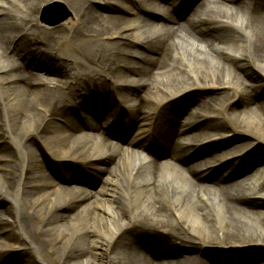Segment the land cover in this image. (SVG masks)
Segmentation results:
<instances>
[{"label": "bare ground", "instance_id": "obj_1", "mask_svg": "<svg viewBox=\"0 0 264 264\" xmlns=\"http://www.w3.org/2000/svg\"><path fill=\"white\" fill-rule=\"evenodd\" d=\"M43 1L0 0V7L8 6L25 19L19 25V18L6 17L0 8L1 264H252L260 258L264 177L248 173L237 180L235 168L239 161L240 170L248 169L264 151L255 154L250 148L246 155L228 158L239 144L215 154L210 159L219 163L216 173L223 177L214 181L197 171L203 159L185 167L184 153H211L200 143L226 133L236 134L238 143L247 139L248 146L264 143V78L255 74H264V0L246 7L245 0H201L187 18L171 24L165 21L166 10L146 19L148 23H137L96 9L102 3L105 9L133 13L124 0H113L114 6L112 0H58L72 12L64 22L77 28L72 36L95 39L70 54L58 51L60 37L39 29L33 18ZM143 8L154 11L156 0H143ZM119 36L127 42L108 40ZM22 41L40 43L45 53L40 56H52L53 65L28 70L31 64L23 56L39 46L18 50ZM78 57L101 75L68 65L67 59ZM5 61L12 62L8 72L1 66ZM206 61H213L207 72L200 67ZM105 76L117 79L107 82ZM253 84L252 92L243 91ZM81 87L104 102L115 101L105 105L110 117L117 118L120 103L127 104L133 126L145 120V133L162 132L166 124L155 117L166 112L188 114L191 120L185 127L174 123L165 136L146 146L145 155L137 150L152 134L116 154L106 141L93 147L81 137L82 127L65 102ZM95 98L86 96L85 101ZM88 110L86 105L84 112ZM135 156L139 163L130 167ZM63 159L93 172L97 190L76 187L63 195L51 190L53 181L42 171L51 164L45 161L62 168ZM110 159V168L97 165ZM18 233L32 250L17 242ZM132 239L144 240L151 249L131 256L136 245ZM120 243L122 251L107 254L110 244L117 249ZM252 247L260 252L249 255Z\"/></svg>", "mask_w": 264, "mask_h": 264}, {"label": "rangeland", "instance_id": "obj_2", "mask_svg": "<svg viewBox=\"0 0 264 264\" xmlns=\"http://www.w3.org/2000/svg\"><path fill=\"white\" fill-rule=\"evenodd\" d=\"M48 1V0H47ZM113 1V0H112ZM46 2V1H45ZM44 2V3H45ZM79 2V4H81V2H82V0H77V3ZM85 3H88V0H85ZM42 7V6H41ZM40 7V8H41ZM0 8H3V10H5L6 11V13H5V15H6V17L8 16V14L11 16V17H13V18H15L16 16L15 15H12L11 13L12 12H15V10L14 9H10L9 7H4V6H2V7H0ZM39 8V9H40ZM101 10H103V11H101L102 13H105V12H107V13H110V12H115V11H107V10H104V9H101ZM105 11V12H104ZM110 14H115V13H110ZM37 17V16H36ZM17 18H19V20H18V22H19V25L20 24H22V19L23 18H21L20 16H17ZM41 29H43V30H47V31H52V32H55L56 33V35L58 36V37H60V41H62L63 43L61 44V46H60V49L58 48L57 50L58 51H64V52H67V54H70V53H73L74 52V50L75 49H77L78 47H80V46H82V45H86V44H92V43H95L94 42V40L95 39H89V40H83V38H81V37H74V36H72V35H70V33H68V31H69V27H66V26H62V25H57V27L55 28L54 26H47V25H45V24H43V25H41ZM153 31V30H152ZM203 33H206V32H202L201 34H203ZM197 35H200L199 33L197 34ZM29 38L30 39H32L33 37L30 35L29 36ZM109 41H121L122 40V38H120V37H115L113 40L112 39H108ZM108 40H106V41H108ZM97 42H99V40L97 41ZM96 42V43H97ZM180 47H181V45H180ZM51 49H53V48H51ZM68 49H72V50H68ZM141 49H142V47H141ZM9 63L10 62H7V61H5L1 66H2V68L3 69H7L9 66ZM67 63L68 64H74L79 70H81V71H86V72H89V73H91V74H93L94 76L96 75V76H98V75H100L98 72H97V70L96 69H93L92 67H90L87 63H86V61L82 58V57H78V59H76V58H69V59H67ZM212 64H213V61H206V63H205V65H201L200 67H202L203 68V70H205L206 72H207V70L208 69H210V68H212L213 66H212ZM70 65V66H71ZM147 65V64H146ZM71 68H74V67H71ZM75 69V68H74ZM77 69V70H78ZM78 70V71H79ZM256 73V75H258L259 77H257L258 79H260V78H264V74L263 73H258L257 71H255ZM92 75V76H93ZM191 76H192V74L191 75H187V77L189 78V79H191ZM67 79H71V76H67ZM249 84V83H248ZM247 85V84H246ZM253 86L255 87L256 85H254L253 84ZM253 86L252 87H250V86H246L244 89H243V91H245V93H249V92H252L253 91ZM134 93V92H133ZM201 94H205V93H203V92H201ZM128 105L127 104H125V110H127L128 111V107H127ZM233 106V105H232ZM236 109V108H235ZM236 111H237V109H236ZM236 136V135H235ZM235 136L234 137H232V135L230 134V135H228V136H226L225 138H223L224 140H222V142H220V143H218V144H215L214 142H208V143H206V144H210V146H208V147H210L211 149H213L214 150V152L216 153L217 152V149L220 147V148H226L225 146L227 145V143L230 141V140H235ZM246 141H247V139L243 142V143H238V141H235V143H234V145H241V147L237 150V151H244L245 149H247L246 148V145H247V143H246ZM68 142H70V141H66L65 142V144H67ZM257 146H259V149H257L256 147ZM253 147H254V149L255 150H257V151H264V143H262V142H257V143H255V144H253ZM36 149H38L37 147H35ZM250 148H252L251 146H250ZM34 150V149H33ZM33 153H34V151H32ZM32 152H30L31 154H33ZM97 153V152H96ZM95 153V150L93 151V154H96ZM233 153V152H232ZM31 154H29V155H31ZM50 156V155H49ZM51 157V156H50ZM52 159H55L54 157H51ZM69 160H67V162H68ZM169 162V163H171L172 162V160H170V159H166L165 160V162ZM112 163H113V161L110 159V160H105V161H101V162H98L97 163V165H99V166H101V167H103V168H110L111 166H112ZM137 163H139L138 162V159H137V157H134V158H130V160H129V164H130V167H132V165H134V164H136V165H138ZM86 171L88 172V173H90V175H92L93 176V172H91L90 170H88L87 168H86ZM85 174V173H84ZM39 175H42V171H41V173L39 174ZM244 175H246V174H238L237 175V177H235L237 180H238V178L239 179H243L242 177L244 176ZM135 177H137V176H135ZM263 177H264V173H263ZM93 178V177H92ZM91 177H90V179L92 180V182H93V188H91L92 189V191H95L96 189H97V186H98V184L99 183H96V180L94 179H92ZM41 179L45 182V179L44 178H42L41 177ZM56 188V187H55ZM264 203V201L262 202V203H260V205L261 204H263ZM0 210H2L1 208H0ZM74 211V210H73ZM45 212V210H43L42 211V214ZM69 213H72V211L70 210L69 212H68V214ZM18 236H20L21 237V240L20 241H17L22 247H27L28 246V250H32L31 249V245L30 244H28V242H27V240H25V238L23 239V237H22V235H20V233H18ZM59 239V238H58ZM127 241V240H126ZM125 242V241H124ZM60 243H58L57 245H59ZM254 246H256V245H254ZM108 247H110V248H108L107 249V254H112L113 253V251H118V250H120L121 249V251L123 250V243L121 244H118V247H117V249L115 248H113L112 247V245L110 244ZM244 247V246H243ZM249 249V248H248ZM249 251L250 252H252V253H256V252H260V250H258V249H256V248H254V247H252L251 249H249ZM50 253V252H49ZM262 255L264 256V250L262 251ZM107 256V255H106ZM6 257V256H5ZM4 257V258H5ZM11 257H8V259H10ZM3 262H5L4 260H3ZM2 262V263H3ZM53 262V264L55 263L56 264V261H52ZM12 263V262H11ZM38 264H40L39 262H38ZM41 264H45V262L44 261H41ZM48 264V263H47Z\"/></svg>", "mask_w": 264, "mask_h": 264}]
</instances>
